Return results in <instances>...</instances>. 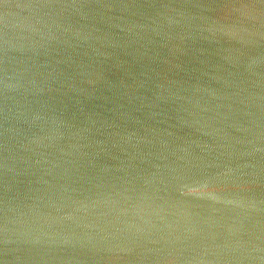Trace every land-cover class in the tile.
Returning a JSON list of instances; mask_svg holds the SVG:
<instances>
[{
    "label": "water",
    "instance_id": "water-1",
    "mask_svg": "<svg viewBox=\"0 0 264 264\" xmlns=\"http://www.w3.org/2000/svg\"><path fill=\"white\" fill-rule=\"evenodd\" d=\"M0 264H264V0H0Z\"/></svg>",
    "mask_w": 264,
    "mask_h": 264
}]
</instances>
